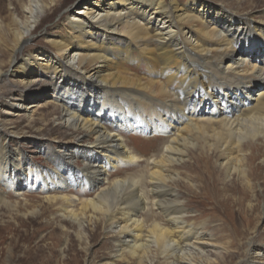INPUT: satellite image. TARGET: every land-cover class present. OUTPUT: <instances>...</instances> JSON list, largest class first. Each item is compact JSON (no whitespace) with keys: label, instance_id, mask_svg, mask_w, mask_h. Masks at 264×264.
Here are the masks:
<instances>
[{"label":"bare ground","instance_id":"bare-ground-1","mask_svg":"<svg viewBox=\"0 0 264 264\" xmlns=\"http://www.w3.org/2000/svg\"><path fill=\"white\" fill-rule=\"evenodd\" d=\"M225 1L90 0L69 10L63 33L44 34L46 48L34 49L26 43L59 0L23 3L21 18L10 4V37L0 29V204L6 190L37 191L76 225L79 239L104 229L114 250L99 264H264L255 236L238 256V246H222L213 234L224 230L222 218L209 227L196 221L175 188L201 195L204 177L189 173L200 170L243 200L264 183L253 167L259 160L264 170V8L254 13ZM40 81L76 144L7 128L3 114L31 123L45 101L12 88ZM124 131L157 135L158 143L139 154ZM24 142L53 167L31 159ZM141 160L144 175L124 173ZM69 186L81 195L78 209ZM85 223L94 225L88 235Z\"/></svg>","mask_w":264,"mask_h":264},{"label":"rangeland","instance_id":"rangeland-1","mask_svg":"<svg viewBox=\"0 0 264 264\" xmlns=\"http://www.w3.org/2000/svg\"><path fill=\"white\" fill-rule=\"evenodd\" d=\"M31 0H0V29L3 34L10 37L9 27V5L15 6V15L23 17L22 7L23 3L28 4ZM90 0H59L56 6H52L46 15H42V20L34 29L31 40L26 43L28 49L46 48V43L43 40L44 34L64 32L65 17L68 15L70 9H75L81 3H87ZM241 7H250L252 12L260 11L264 8L262 3L253 0H226L227 6H237V2ZM10 7V8H9ZM240 7V6H239ZM258 16L259 14L256 13ZM1 31V30H0ZM0 47L3 48L0 42ZM263 53L261 54V56ZM134 68V66H132ZM47 81L37 82L31 87H15L12 91H27L30 90L35 95H42L45 100V88ZM3 85L9 84L7 81ZM6 95L10 93L8 88H3ZM30 92V93H31ZM7 100V97H4ZM40 101L32 112V122L28 123L24 115L12 116L3 114V121L7 124V128H15L19 135L27 137L39 136L42 139L50 138L54 141L60 140L62 142H69V144H76L77 140L66 131V128L60 127L56 121L59 114V109L51 102ZM69 130V129H68ZM124 139L130 142L131 146L136 149L139 154L146 147H151L152 144L158 143L157 135L140 134L138 132H122ZM150 139V140H149ZM153 141V142H152ZM155 142V143H154ZM23 149L31 156L36 163L44 167H53L52 163L41 154L35 146L28 143H22ZM140 151V152H139ZM192 159L190 160V162ZM142 160L133 164L129 169H123L126 174H142L146 172L147 166ZM75 167L81 166L78 159L73 164ZM255 168L254 173L259 176H264V170L259 160L253 164ZM211 171H216L211 168ZM189 171V173L197 177L203 176V183L205 189L201 195H195L199 189L188 190L181 184L175 186L182 191L185 197L188 198L189 207L196 212L194 218L196 221H207V227L220 223V218L224 222V230H214L217 240L222 243V246H231L239 255H243L245 248L244 242L247 237L255 236L256 243L264 244V183L258 181L255 186V196H251L245 200L239 197V194L222 193V183L216 179L217 175L208 178L203 171ZM122 174V173H121ZM260 184V185H259ZM239 188L241 183L237 185ZM77 188L75 186H69ZM145 187L147 185L145 184ZM68 190L72 199L73 209L79 208L78 197L81 195L77 190ZM73 194V195H72ZM257 194V195H256ZM3 203L0 204V264H99L102 260L108 258L114 250V244L111 234H104L105 231L99 228L94 236L89 239H79L76 233V225L72 224L69 219H60L57 213L56 205H48L42 194L37 191L24 192V194H16L13 190H6V197ZM240 200L244 202L241 203ZM252 205L247 208L248 204ZM150 202L146 214L150 211ZM156 211V207H154ZM33 210V211H32ZM143 213L142 217L146 218ZM249 223V224H248ZM94 225L84 224L86 235L89 234L90 229H94ZM234 230V231H232ZM233 232L239 234L237 239L233 241ZM253 234V235H252ZM242 237V238H241ZM241 238V239H240ZM225 240V241H224ZM238 244V245H237ZM82 247V248H81ZM232 260H229L228 264ZM117 264H121L118 262ZM151 264H154L152 262Z\"/></svg>","mask_w":264,"mask_h":264}]
</instances>
